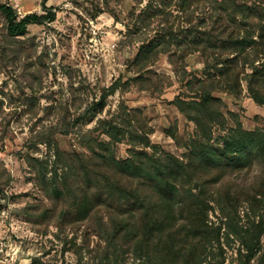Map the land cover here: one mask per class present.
I'll list each match as a JSON object with an SVG mask.
<instances>
[{
	"label": "trees",
	"instance_id": "1",
	"mask_svg": "<svg viewBox=\"0 0 264 264\" xmlns=\"http://www.w3.org/2000/svg\"><path fill=\"white\" fill-rule=\"evenodd\" d=\"M45 2L43 13L23 16L0 3L4 62L7 45L24 48L28 26L54 21ZM105 10L98 7L92 17ZM125 20L126 35L137 42L125 62L132 77L117 79L76 122L94 120L118 89L160 93L169 87V76L148 74L164 55L182 86L172 104L193 125L186 151L153 145L141 109L121 101L110 117L97 118L82 137L83 149L66 151L51 136L45 142L51 163L26 155L43 198L27 206L29 218L52 222L59 233L82 229L95 264H225L232 243L235 264H264V128H243L215 95L239 98L244 84L264 109V0H135ZM192 54L203 65L201 75L187 70ZM2 94L0 145L13 138ZM165 132L176 138L174 127ZM118 143L129 146L127 157L116 156ZM11 182L0 161L3 198Z\"/></svg>",
	"mask_w": 264,
	"mask_h": 264
},
{
	"label": "rangeland",
	"instance_id": "2",
	"mask_svg": "<svg viewBox=\"0 0 264 264\" xmlns=\"http://www.w3.org/2000/svg\"><path fill=\"white\" fill-rule=\"evenodd\" d=\"M0 3L10 5L20 16L43 13L42 0ZM134 3L135 0H46L45 6L55 13V19L28 26L22 50L1 40L8 47L9 62L0 57V91L13 138L0 145V161L12 176L6 196H0V264H95L83 243L82 229L76 235L59 233L52 222L37 224L27 214V206L39 204L43 198L25 158L29 154L51 163L53 151L45 143L51 136L66 151L81 150L82 137L97 126V118L110 117L122 101L129 108L141 109L152 131L153 145L178 155L186 151L193 125L172 104L182 86L164 55L148 69V74L169 76V87L160 93L134 86L126 92L118 89L106 96L105 106L96 112L94 120L76 122L117 79L123 83L132 77L125 62L135 53L137 42L126 35L124 22ZM98 7L106 10L93 18ZM186 64L188 71L201 75L203 65L197 54L188 56ZM215 95L223 100L224 111L238 115L243 128H264V109L250 98L244 84L239 98L224 92ZM169 127L175 128V139L166 135ZM100 131L94 135H100ZM218 134L214 132L215 137ZM128 148L126 143L116 144V156L127 157ZM210 219L216 220L212 214ZM95 241L93 238L91 246ZM236 248V243L226 248L225 264H235ZM126 264H133L132 260Z\"/></svg>",
	"mask_w": 264,
	"mask_h": 264
}]
</instances>
